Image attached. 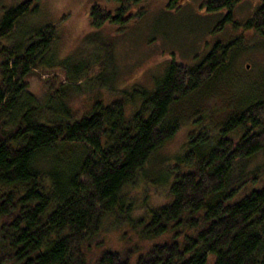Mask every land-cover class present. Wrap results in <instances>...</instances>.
Listing matches in <instances>:
<instances>
[{"label":"trees","instance_id":"16d2710c","mask_svg":"<svg viewBox=\"0 0 264 264\" xmlns=\"http://www.w3.org/2000/svg\"><path fill=\"white\" fill-rule=\"evenodd\" d=\"M41 1L0 0V264H131L115 251L91 259L85 243L101 233L106 218L133 212L136 200L127 187L152 176L158 181L162 170L148 176L146 169L180 130L177 106L229 70L238 79L256 74L258 64L250 71L236 59L257 43L246 48L242 36L226 43L218 38L194 64L170 62L151 91L142 89L130 115L126 108L138 103L136 91L108 104L94 96L76 109L73 96L80 95L82 80L94 81L88 75L99 63L75 67L76 74L64 64L47 65L45 72L53 74L42 98L27 79L49 59L55 27L34 28L15 49L9 46ZM109 1L117 5L113 13L102 6L90 10V29L126 22L143 0ZM232 4L213 1L211 9ZM242 28L264 45V2ZM261 73L250 85L251 97L188 138L175 160L181 170L165 167L174 176L167 191V182L153 181L170 201L132 228L142 226L146 237L163 240L136 264H211V256L214 264H264V64ZM58 77L65 81L56 83ZM197 106L193 116L201 113Z\"/></svg>","mask_w":264,"mask_h":264},{"label":"rangeland","instance_id":"374dc122","mask_svg":"<svg viewBox=\"0 0 264 264\" xmlns=\"http://www.w3.org/2000/svg\"><path fill=\"white\" fill-rule=\"evenodd\" d=\"M203 1L205 0H175L176 3L171 4L170 0H143L130 13L134 15L131 19L121 24H108L103 30L96 31L89 27L90 10L95 6H102L101 8L112 12L116 9L115 3L109 0H42L37 5L36 16L23 22L9 46L15 49L21 37L34 28L53 25L56 29V41L49 54L51 60H44L39 72H34L28 77L30 91L42 98L46 96L45 82L49 74L53 73L45 71H50L47 65L52 62L55 65H66L73 74H76L75 67L89 66L92 62L94 67L95 63H99L97 65L101 66L91 69L88 75V79L94 81H81L80 95L74 94L72 107L77 109L82 103L92 102L94 96H100L104 104L115 98L127 100L133 97L136 91L138 103L129 102L126 108L127 115H130L137 109L140 100L142 101L139 97L142 89L151 91L156 80L162 78L170 62L194 64L198 60L197 57L202 56L206 53L205 50L212 46L215 38H222L226 43L227 40L242 36V44L246 48L257 43L255 49H246L236 59V64L247 65L250 71L258 64L256 74L252 72L248 77L238 79L237 74L229 70L221 75L223 80L215 86L199 90L188 101L177 106L175 115L180 122V130L161 148L150 167L146 169L148 176L154 171L162 170L158 174V181L167 182L164 188L167 191L168 183L170 184L174 177L169 175L168 168L171 167L175 172L174 167L180 166L175 160L186 152L184 146L188 138L198 134L205 124L210 126L222 122L231 112L232 106L237 108L244 99L251 97L250 85L263 70L262 39L253 30L242 28L245 20L251 15L250 11L254 9L252 4L256 6V0H236L233 12H239L236 21L241 23V27L227 25L222 30L219 25L215 28L218 21L215 16L198 12ZM3 5L9 4L4 2ZM136 10L142 13L141 16L136 17ZM54 73L61 74L59 71ZM61 79L58 77L56 83ZM62 80L65 81L64 78ZM227 82L229 91L223 87ZM196 101L201 113L193 116L194 106L198 108ZM203 114L206 119L200 123V116ZM166 166L169 167L165 168ZM177 170H181V167ZM153 178L138 179L137 184L125 189L128 196L136 200V206L133 212L115 213L106 218L101 233L86 241L91 259L100 258L107 251H115L128 255L131 264H136L139 257L151 246L163 240L162 237H146L142 226L132 228L133 223L150 210L170 201L164 191L156 190L155 185L158 183L154 184L153 181L156 180ZM210 258H213L211 264H214L215 257Z\"/></svg>","mask_w":264,"mask_h":264},{"label":"flooded vegetation","instance_id":"af4514ba","mask_svg":"<svg viewBox=\"0 0 264 264\" xmlns=\"http://www.w3.org/2000/svg\"><path fill=\"white\" fill-rule=\"evenodd\" d=\"M173 1H171V2H173ZM213 1H221V0H205V1H203L201 7L198 9V12H200L201 14L206 13L209 16H215V18L218 19V21H217L218 23L216 22L217 24H216L215 28L219 25L221 30H222L227 25H232L231 22H233V23L237 22L236 16L238 15L239 12L238 11H237V13L233 12V9L235 7L234 3L236 0H232L233 4L230 7L224 6V7H221L219 9H216V10L211 9V4L213 3ZM263 2H264V0H258V1L256 0V3H255L256 6L251 3L252 6L254 7V9H252V11H250V14H251L250 17L254 14V12L256 10H258L259 7H261L263 5ZM174 3H176V2H174ZM224 4H226V3H224ZM182 5H183V3H182ZM113 12L114 11H112V13ZM250 17H248L247 19H249ZM228 21H231V22L228 23ZM237 23H239V22H237ZM212 36L216 37L215 34H212ZM217 39L218 38H215L214 40L216 41ZM211 47L207 48L205 51L208 52L211 49Z\"/></svg>","mask_w":264,"mask_h":264},{"label":"bare ground","instance_id":"6f19581e","mask_svg":"<svg viewBox=\"0 0 264 264\" xmlns=\"http://www.w3.org/2000/svg\"><path fill=\"white\" fill-rule=\"evenodd\" d=\"M188 42V41H187Z\"/></svg>","mask_w":264,"mask_h":264}]
</instances>
